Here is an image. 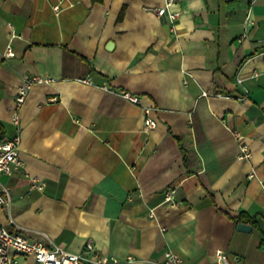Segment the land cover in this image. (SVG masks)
I'll list each match as a JSON object with an SVG mask.
<instances>
[{
  "label": "crops",
  "instance_id": "0c3cea01",
  "mask_svg": "<svg viewBox=\"0 0 264 264\" xmlns=\"http://www.w3.org/2000/svg\"><path fill=\"white\" fill-rule=\"evenodd\" d=\"M166 1L68 0L55 14V0H0V126L21 162L0 176V222L69 253L91 239L119 264L166 251L218 264L216 250L264 264V0H174L173 27L156 15ZM32 75L55 82L31 88L17 132L16 90ZM242 212L250 233L236 230Z\"/></svg>",
  "mask_w": 264,
  "mask_h": 264
},
{
  "label": "built area",
  "instance_id": "2783aa9c",
  "mask_svg": "<svg viewBox=\"0 0 264 264\" xmlns=\"http://www.w3.org/2000/svg\"><path fill=\"white\" fill-rule=\"evenodd\" d=\"M68 0H55L52 5V10L58 14ZM174 0H167L162 8L156 10L157 16L167 15L170 24L178 20L179 13L171 10ZM4 57H12L13 52L11 48H6ZM55 79L43 75H32L26 77L22 83L17 87L14 98V110L12 121L19 130V111L24 104L31 88L39 84H52ZM83 83L91 85L90 78L82 80ZM103 90L108 91L107 86L101 87ZM119 96L127 102L138 105V96L129 92H120ZM202 97H208L209 94L202 92ZM51 101H56L57 98H51ZM152 109L142 108L144 122L143 131L149 132L157 126V122L150 117ZM19 137L18 134L12 139H6L0 142V176H10L15 173L20 167L21 162L18 160ZM247 154H243L245 158ZM264 189V182H260ZM44 183L37 178H30L29 190L41 192ZM175 188L167 187L163 191L162 203L170 208L178 206V202L174 199ZM11 198L8 190L0 183V206L9 208ZM26 256L31 257L36 264H119L115 258L109 257L97 252L95 245L91 239H88L83 249L78 253H69L58 246H48L42 240L30 238L22 230L16 228L13 230L8 229L0 222V264H19L17 257ZM215 259L218 264H231L228 256L221 250H216L214 253ZM159 264H184L182 258L172 251H166L163 254V259Z\"/></svg>",
  "mask_w": 264,
  "mask_h": 264
},
{
  "label": "trees",
  "instance_id": "16d2710c",
  "mask_svg": "<svg viewBox=\"0 0 264 264\" xmlns=\"http://www.w3.org/2000/svg\"><path fill=\"white\" fill-rule=\"evenodd\" d=\"M93 1H98V0H93ZM2 134H3V132H2V128L0 126V142L4 140L2 137ZM187 154H188V152L186 150H184V159H186ZM255 219H256L255 216L251 217V216L247 215L246 213L242 212L239 214V216L235 220L237 222H244V223L247 222V223L252 224L253 226H256V220Z\"/></svg>",
  "mask_w": 264,
  "mask_h": 264
},
{
  "label": "water",
  "instance_id": "95a60500",
  "mask_svg": "<svg viewBox=\"0 0 264 264\" xmlns=\"http://www.w3.org/2000/svg\"><path fill=\"white\" fill-rule=\"evenodd\" d=\"M109 46L111 47V44H109L108 47ZM236 230L242 233H250L252 230V226L248 223L239 222L236 224Z\"/></svg>",
  "mask_w": 264,
  "mask_h": 264
}]
</instances>
